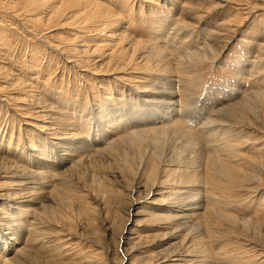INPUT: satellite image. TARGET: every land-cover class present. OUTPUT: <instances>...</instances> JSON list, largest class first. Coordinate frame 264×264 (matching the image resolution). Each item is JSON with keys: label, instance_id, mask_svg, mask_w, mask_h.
<instances>
[{"label": "rangeland", "instance_id": "rangeland-1", "mask_svg": "<svg viewBox=\"0 0 264 264\" xmlns=\"http://www.w3.org/2000/svg\"><path fill=\"white\" fill-rule=\"evenodd\" d=\"M91 1L0 0V145L18 143V149L29 153L41 151L37 166L0 152V217L12 222L0 225V255L3 235L18 231L16 248L22 244L27 248L22 254L14 248L5 255L15 258L16 264H264V104L260 100L264 92V0ZM184 14L192 17L188 19L192 24L185 28L180 24ZM157 46L176 67L173 74L180 104L198 99L193 110L202 111L218 100L221 104L215 110L228 103L237 107V101L246 96L259 107L244 114L249 127L241 132L246 142L237 149L246 158H233L243 164L230 177L204 169L197 180L203 188L202 205L195 209L189 233L175 229L174 221L168 219L172 209L166 205L175 201L179 187L170 185L176 176L174 168L157 160L168 153L165 159L187 162L190 144L177 135L175 144L170 138L167 144L158 143V148L150 141L142 149L126 138L115 143L122 150L109 143L110 127L106 129L104 121L96 119L118 109L115 115L135 121L134 115L144 108L137 102V92L149 91L145 85H157L158 74L150 72L155 68L147 67L149 59L155 61ZM135 49L140 52L137 60ZM180 58H187V71L178 67ZM164 72L161 69L160 75ZM222 134L219 130L215 138ZM119 135L127 134L111 137ZM86 148L94 154L87 159ZM96 148L101 150L96 152ZM69 158H75L80 168L73 169ZM19 165L53 177L40 179L39 184L30 182L18 189L19 195H11L13 180L18 179L6 172ZM32 198L36 201L30 202ZM27 206H37L46 224L33 229V215L12 220ZM214 207L238 217L240 224L217 218ZM22 222L27 224L24 230ZM0 258V264H15Z\"/></svg>", "mask_w": 264, "mask_h": 264}, {"label": "bare ground", "instance_id": "bare-ground-1", "mask_svg": "<svg viewBox=\"0 0 264 264\" xmlns=\"http://www.w3.org/2000/svg\"><path fill=\"white\" fill-rule=\"evenodd\" d=\"M48 0H44V2H47ZM88 1V0H87ZM93 1V0H92ZM91 1V2H92ZM114 1V0H113ZM61 2V1H60ZM75 2V1H74ZM86 2V0H85ZM95 2V1H94ZM128 2V1H127ZM71 5L72 1L70 2ZM98 3V2H97ZM101 4V3H100ZM221 4V3H220ZM80 5V4H79ZM96 5V4H95ZM50 6V5H49ZM61 6V5H60ZM104 7V6H103ZM107 7V6H105ZM51 8V7H50ZM49 8V9H50ZM56 8V7H55ZM60 8V7H59ZM133 8V7H132ZM58 9V7H57ZM102 9V7H101ZM106 9H110L106 8ZM52 10V9H50ZM56 10V9H55ZM113 10V9H111ZM111 10H109L110 12H112ZM105 11V10H103ZM107 10V13L109 12ZM50 12V11H49ZM53 12V11H52ZM51 12V13H52ZM54 13V12H53ZM188 13V12H186ZM96 14V13H94ZM106 14V12H105ZM189 14V13H188ZM199 14V13H198ZM52 15V14H51ZM97 15V14H96ZM114 15V14H113ZM186 14H184L183 19L180 21V24L182 25V27H187L188 24H192L190 23L191 21L188 20L190 17H188L189 15H187V17L185 16ZM192 15V14H191ZM111 16V15H110ZM199 17V16H198ZM92 18V17H91ZM100 18V17H98ZM192 18V17H191ZM197 18H195L196 20ZM193 22V21H192ZM227 22V21H226ZM230 22V21H229ZM221 24V23H220ZM225 22L222 23V26L225 27ZM229 25V24H228ZM189 27V26H188ZM219 27V25H218ZM179 29H181L180 26H178ZM222 28V27H221ZM220 28V29H221ZM211 35H215V36H219L217 35L215 32L211 33ZM114 37V36H113ZM116 37V36H115ZM214 39V38H213ZM121 42V41H120ZM133 45V44H132ZM135 47V46H133ZM156 49H153V51L155 52V59L154 57H152V59H154L155 61L150 62L152 60L149 59V67L151 68H155V70L150 69V72L152 74H158V79L155 81L157 83V85H152V86H147L145 85V89L144 90H149V91H138L137 92V102H140V104L144 107L143 110H141V112H139L138 114L136 113V115H134L135 117L133 118L134 122H131V119L129 117H126L124 114H120V115H115L116 111H119L118 109L115 111H110L106 114H104L103 116H99L98 118H96L97 120L100 119L101 122L104 121L105 123V128L106 127H110L109 128V135L108 139H110L111 145L117 143L120 144L121 141L124 139L129 138V142L132 143V145H135L136 147H140L142 149H145V146H149L148 143L150 144V141H153L154 144L159 148V144L161 143L163 144H167L169 140L175 139L172 142H174V144L177 142L175 136L178 135V137L185 139L184 143H189L190 147L188 148V151L191 154V159L188 160L187 162H183V161H179V163L174 162L172 159H165V156H168L167 154H162V158L159 160H157L158 164H166V167H171L170 170H173L174 168V173L173 175H176L178 177V179L176 180V176L174 179H172L173 181H170V185L172 184L174 188L179 187V193L177 194V197H175V201L171 204H167L166 207L171 210V213H169L168 215V219H171L172 221H174L172 227H174L175 229H181V230H187L188 232H190L189 228L192 225H189V223L191 221L194 220V217H196V213H195V209L196 212L201 208V200L202 197H199V195L201 193H203V188H200L199 186H197V180L202 176L201 174H203L202 172L204 171V169L209 170L210 172H213L214 175L217 174H224L227 177H230L234 174V172L236 171L237 166L241 165L243 163L241 162H235V160H233V158H236V156H244L243 154H239V149L238 146H240L241 144H245V139L244 136L241 135V132L243 130H246V128L249 127V125L246 126V115L244 116V114H246V110L251 113L252 109H258L259 107L256 106L254 103H251V99L248 98L246 100V96L244 97V99L242 98L239 102L238 106H227L228 104H232V103H228L227 105H221V107L217 108L214 110L215 106L217 104H221L218 103L217 101L214 102V106L213 107H209L208 109H205V107L201 106V108L203 107V109H200L202 111H204V113L202 111H200L199 109L193 110L195 108H197L196 104L198 103V99H191L189 101H187V103H185V105L180 104L179 99H177L178 96V92L176 91V88L178 87L176 85V79H174L175 74H173V70H175V68L173 69L171 64H170V60L167 58V54L163 51L164 49L160 46V47H155ZM75 50V49H74ZM121 50V49H119ZM125 50V49H124ZM138 50H140V48H138ZM81 52V51H80ZM79 52V53H80ZM88 52L89 51L88 49ZM98 52V50H97ZM118 52V51H117ZM124 52V51H123ZM122 52V53H123ZM135 52L137 53V49H135ZM83 53V52H82ZM150 53V52H149ZM183 53V52H182ZM186 53V52H185ZM201 53V52H199ZM126 54V53H125ZM128 54V53H127ZM131 54V53H130ZM147 54V53H144ZM153 54V53H152ZM187 54V53H186ZM194 55V53H192ZM189 53L187 54L188 57ZM199 55V54H198ZM201 55V54H200ZM140 56V52L137 53L136 55V59L137 60ZM186 56V55H185ZM191 56V55H190ZM189 58L192 59V56ZM133 56H130V58ZM184 57V56H182ZM127 58V57H126ZM201 58V57H199ZM182 59V58H180ZM185 59V61H184ZM189 59V60H191ZM130 60V59H129ZM134 60V61H135ZM128 61V60H127ZM142 61V60H141ZM147 61V60H146ZM187 58H183L179 63H178V67L182 68L183 70L187 71ZM145 62V61H143ZM191 62V61H188ZM112 63V62H111ZM110 63V66H111ZM131 63V60H130ZM133 63V60H132ZM148 63V62H146ZM177 63V61H176ZM106 64V63H105ZM141 64V63H140ZM130 65V64H129ZM176 66V65H175ZM139 67V66H138ZM116 68V67H115ZM119 66L116 68L118 69ZM142 68V67H141ZM145 68V66H144ZM190 68V67H189ZM111 68L109 67V70ZM115 69V70H116ZM139 69V68H138ZM147 69V70H148ZM161 69H164V74L160 75V71ZM178 69V68H177ZM127 71V70H126ZM137 71V70H136ZM109 72V71H108ZM107 73V72H106ZM114 73V70H113ZM138 73V72H137ZM139 89V88H138ZM181 93V92H180ZM232 94V93H231ZM239 94V93H238ZM237 94V95H238ZM260 94V93H259ZM264 94V92H262L260 94L261 96V101L262 104H264V97H262ZM236 95V94H235ZM250 97H253L252 95L249 94ZM238 97V96H237ZM236 98V97H235ZM230 99H232L230 97ZM254 100V99H253ZM258 101V100H257ZM260 101V102H261ZM202 102V101H201ZM226 102V101H225ZM235 102V101H234ZM222 103H224V101H222ZM179 104V105H178ZM261 104V103H259ZM247 105V106H246ZM179 106V108H178ZM262 106V105H261ZM96 107L100 108L102 107L101 104H96ZM242 108V112L240 113H234L233 111L236 110V108ZM193 111H192V110ZM207 110V111H206ZM255 112V111H254ZM253 112V114H254ZM259 112V111H258ZM257 113V112H255ZM240 114H243L240 116ZM92 116V115H91ZM233 117L237 118L239 121L236 122L237 124H235ZM104 118V119H103ZM147 118V119H146ZM203 119V121H201L200 119ZM250 119V118H249ZM201 121V122H200ZM107 122V123H106ZM200 122V124L198 125H194L195 123ZM234 122V124H233ZM147 123H150L151 125H154L153 127H146ZM129 124H131V126H129ZM143 125V127H138V125ZM161 124V125H159ZM237 125H240L241 129L240 131H238L236 128L238 127ZM86 126H88L89 128L92 127L91 124H87ZM236 127V128H234ZM107 129V128H106ZM221 130V132L223 131V134L221 135L220 138L216 139L215 136L217 134V132ZM119 132H125V134H127L126 136L123 135V137L121 135H119L120 137H111L113 135H117ZM68 135V134H67ZM125 136V137H124ZM64 138V137H63ZM12 137L10 138V141ZM79 141V140H78ZM182 141V139H181ZM180 141V142H181ZM120 142V143H119ZM74 143V142H73ZM108 143V144H109ZM129 143V144H131ZM11 143H9V146H3L0 145V152L6 154V156H10V157H17L18 160L28 163V164H35V166H37L38 164V156H40V152L39 150L35 151L33 154L29 153L26 151V148H21L18 149V143L16 144L15 147H12L10 145ZM67 144V143H66ZM126 144V143H125ZM116 145V144H115ZM179 145V144H178ZM188 145V144H187ZM186 145V146H187ZM69 146V145H68ZM86 146V145H85ZM110 146V145H109ZM122 146V145H120ZM127 146V145H126ZM112 147V146H111ZM115 147V146H114ZM116 147H119L116 145ZM134 147V146H133ZM156 147V150L158 149ZM121 147H119L120 149ZM96 148V152L100 151ZM122 149V148H121ZM174 149V148H173ZM172 149V151L174 152V150ZM89 150V149H88ZM87 148L85 150V152L87 151L86 155H85V159L90 158L92 155L91 151H88ZM91 150V149H90ZM123 150V149H122ZM176 150V149H175ZM78 151V150H77ZM130 151V150H129ZM133 151V150H132ZM181 151V149H180ZM186 151V150H185ZM123 152V151H122ZM126 152V151H125ZM153 152V151H152ZM68 153V156L70 157V153ZM91 153V154H90ZM133 153V152H132ZM170 153V152H169ZM78 154V153H77ZM99 154V153H98ZM101 154V153H100ZM76 155V154H75ZM82 155V156H84ZM155 155V154H154ZM175 155V154H174ZM179 155V153H178ZM80 156V155H79ZM188 156V155H187ZM159 157V156H158ZM173 157V156H172ZM186 157V156H185ZM245 157V156H244ZM68 158V157H67ZM148 158V157H147ZM154 158V157H153ZM175 158V157H174ZM246 158V157H245ZM70 159V158H69ZM75 159V158H74ZM73 158H71L69 161L72 162V168L76 169V168H80L78 161L74 160ZM81 159V158H80ZM15 160V159H14ZM175 160V159H174ZM136 161V160H135ZM153 161V159H152ZM81 162V161H80ZM147 162V161H146ZM137 163V162H136ZM156 163V164H157ZM251 165L252 162H250ZM14 165V164H13ZM255 165V164H254ZM253 165V166H254ZM257 165V164H256ZM255 165V166H256ZM32 166V165H31ZM147 166H144V168ZM139 168H141L139 166ZM42 169V168H41ZM138 169V168H137ZM145 170V169H144ZM166 169H164L165 172ZM48 171V170H47ZM139 171V169H138ZM154 171V170H153ZM169 171V169H168ZM143 172V171H142ZM146 172V170H145ZM142 174V173H141ZM6 175H8V177L10 178H16L18 179V182H15L13 180V190H15L14 192L10 193L11 195L13 194H18V189L22 188L21 186H26L28 184L32 183H38L40 179L43 178H47L50 179L49 177H53L52 174H49L47 172H43V171H39L38 168H33V167H28L26 165H19L14 171H10V172H6ZM5 175V176H6ZM166 175V174H165ZM168 175V174H167ZM220 175V176H221ZM205 176V175H204ZM208 176V175H207ZM220 176L218 175V178L220 179ZM235 176L237 177V175L235 174ZM163 177V176H162ZM209 177V176H208ZM206 177V178H208ZM215 177V176H214ZM58 175L55 174L54 179H58ZM150 178V176H149ZM153 178V177H151ZM165 178V176H164ZM203 178V177H202ZM205 178V177H204ZM213 178V177H212ZM217 178V179H218ZM238 178V177H237ZM22 179H28L29 182L26 181H21ZM32 179L34 182H32ZM216 179V180H217ZM235 179V178H234ZM233 179V180H234ZM239 179V178H238ZM51 180V179H50ZM204 179H202L203 182ZM214 181V183L216 182V184L219 182ZM222 180H224L222 178ZM148 181V180H147ZM208 181V180H207ZM241 181V180H240ZM244 181V180H243ZM153 182V181H152ZM167 182V180H166ZM221 182V181H220ZM40 183V182H39ZM38 183V184H39ZM150 183V182H149ZM159 183V182H158ZM164 183V182H163ZM212 183V182H209ZM223 183V182H222ZM229 183V182H227ZM236 183V182H235ZM241 183V182H240ZM244 183V182H243ZM47 184V183H46ZM153 184V183H152ZM151 184V185H152ZM155 184V183H154ZM154 184L153 187L151 186V188L149 189H153L154 188ZM232 184V183H231ZM202 185V184H201ZM206 185V184H204ZM219 185V184H218ZM223 185V184H222ZM167 188V187H166ZM26 190L28 188H25ZM23 189V190H25ZM159 189V188H158ZM164 189V186H163ZM17 190V191H16ZM22 190V191H23ZM25 190V191H26ZM174 190V189H173ZM10 191V190H9ZM37 191V190H36ZM39 191V190H38ZM42 191V190H41ZM156 191V190H155ZM171 191V189H170ZM168 192V190H167ZM178 192V191H177ZM151 193V192H150ZM174 193V192H173ZM189 194V197L187 198H183L182 196L184 194ZM8 194V192H7ZM9 194V195H10ZM22 194V193H21ZM27 194V193H26ZM165 194V193H164ZM19 195V194H18ZM172 195V194H171ZM22 196V195H21ZM28 196V195H27ZM26 196V197H27ZM34 196V195H33ZM37 196V195H36ZM35 196V197H36ZM39 196V195H38ZM164 196V195H163ZM208 196V195H207ZM11 197V196H10ZM18 197V196H17ZM47 195H44L43 199H47ZM12 198V197H11ZM16 198V197H15ZM22 198V197H21ZM39 198V197H37ZM168 198V197H166ZM209 198V197H208ZM19 199V198H18ZM16 201H19V200ZM42 199V198H41ZM164 199V198H163ZM31 200L30 202H35V198L29 199ZM38 200V199H37ZM40 200V198H39ZM166 200V199H165ZM23 201V200H22ZM170 201V200H169ZM42 202V201H40ZM166 202V201H165ZM171 202V201H170ZM186 203V204H184ZM160 205V204H159ZM171 205H174L171 207ZM185 205V206H184ZM163 206V205H162ZM17 207V206H16ZM22 207H20L21 209ZM36 208H38L37 206H35L34 208H32L31 206H27L24 207L22 210H19V212H17L15 219H12L14 221H17V219L19 218V216H24L22 219H28V216L30 217L31 215L34 216L33 220V225L34 228L33 229H38L40 228V225H43L41 221V218L39 217V212H36ZM174 208V209H173ZM176 208V209H175ZM215 208V209H214ZM212 208V211L214 212L215 216L221 220H224L227 222V224H233L235 222H237L239 219H237L236 217H232L234 215H228L226 213H224L222 210H220L217 207ZM45 209V208H44ZM47 210V209H45ZM24 211L25 215H19ZM209 212H207L206 214H208ZM42 214V213H41ZM167 214V213H166ZM199 214V213H198ZM204 214V213H203ZM27 215V216H26ZM43 215V214H42ZM161 215V214H160ZM205 215V214H204ZM212 215V214H211ZM165 216V215H164ZM202 216V215H201ZM44 218V216H42ZM17 218V219H16ZM21 219V221H22ZM165 219V218H164ZM193 219V220H192ZM7 220L6 222L8 223H12L10 222L9 219H6L4 216L0 217V225L4 224L3 221ZM31 221V219H29ZM215 220V219H213ZM241 220V219H240ZM245 220V219H244ZM195 221V220H194ZM193 221V222H194ZM202 221V220H201ZM216 221V220H215ZM25 222V221H24ZM165 222V220H164ZM171 222V221H169ZM168 222V223H169ZM196 223V222H195ZM201 223V222H200ZM217 223V222H216ZM240 224V222H237V224ZM242 223V222H241ZM248 223V222H247ZM23 224V230L25 229L27 224H24L23 222L21 223ZM30 224V223H29ZM46 224V223H44ZM226 224V225H227ZM244 224V223H243ZM242 224V225H243ZM212 225V224H210ZM222 224L217 223L216 226L220 227ZM45 226V225H44ZM171 226V225H170ZM200 226V225H199ZM205 226V225H204ZM208 226V225H207ZM31 227V226H30ZM203 229V225L201 226ZM227 227H229V225H227ZM226 227V228H227ZM197 228V227H196ZM230 228V227H229ZM241 228V227H240ZM191 229V228H190ZM193 229V227H192ZM210 229V228H209ZM223 229V228H222ZM213 228L210 229L209 231L214 233ZM216 230V229H214ZM228 230V229H227ZM34 231V230H33ZM41 231V230H40ZM16 232L18 231H14L11 233H6V235L9 236H4V244L5 246H1V250H2V255H0L1 257H4L5 260H13V257H9L6 258L5 255H7L12 249H16V252H24L25 248H27L26 246L20 245L19 247L16 248V244L18 243V236H14L16 234ZM199 232V231H198ZM193 232H191L190 234H192ZM219 234H221L220 232H217ZM31 234V233H30ZM215 234V233H214ZM218 234V235H219ZM194 235V234H193ZM196 235V234H195ZM203 235V234H202ZM216 235V234H215ZM192 236V235H191ZM197 237V235H196ZM200 237V234L198 236V238ZM188 238V237H187ZM190 238V237H189ZM27 239V238H26ZM30 239V238H29ZM28 241V240H27ZM30 241V240H29ZM186 241V240H185ZM188 241V240H187ZM26 242V241H25ZM33 242V241H31ZM26 245L28 244L25 243ZM30 244V243H29ZM28 244V246H29ZM27 253V252H26ZM4 254V255H3ZM22 254V253H20ZM25 254V253H24ZM28 254H26L27 256ZM21 256V255H20ZM23 256V255H22ZM21 256V257H22ZM24 257L27 258V257ZM17 258V257H16ZM1 259V258H0ZM2 260V259H1ZM4 260V259H3ZM20 260V258H19ZM17 260V261H19ZM22 260V259H21ZM20 260V261H21ZM24 261V260H23ZM195 261V260H194ZM197 261L199 262V258L197 259ZM196 261V262H197ZM12 262V261H11ZM16 262V261H15ZM14 262V263H15ZM22 262V261H21ZM7 263V262H4ZM20 263V262H19ZM16 264V263H15ZM21 264V263H20Z\"/></svg>", "mask_w": 264, "mask_h": 264}]
</instances>
